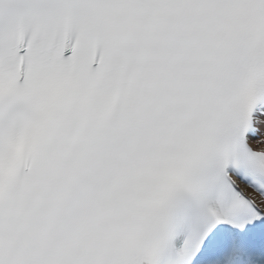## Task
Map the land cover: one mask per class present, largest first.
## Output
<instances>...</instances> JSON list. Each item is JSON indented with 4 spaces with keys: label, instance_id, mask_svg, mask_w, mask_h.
I'll return each mask as SVG.
<instances>
[{
    "label": "snow or ice",
    "instance_id": "snow-or-ice-1",
    "mask_svg": "<svg viewBox=\"0 0 264 264\" xmlns=\"http://www.w3.org/2000/svg\"><path fill=\"white\" fill-rule=\"evenodd\" d=\"M0 264H264V0H0Z\"/></svg>",
    "mask_w": 264,
    "mask_h": 264
}]
</instances>
